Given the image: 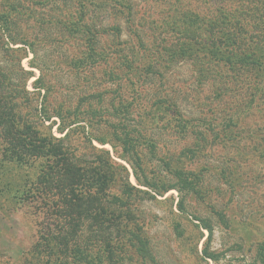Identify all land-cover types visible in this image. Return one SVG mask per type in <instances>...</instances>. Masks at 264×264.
Segmentation results:
<instances>
[{"label":"trees","instance_id":"1","mask_svg":"<svg viewBox=\"0 0 264 264\" xmlns=\"http://www.w3.org/2000/svg\"><path fill=\"white\" fill-rule=\"evenodd\" d=\"M143 1L0 0L1 157L21 171L15 197L43 213L22 264L147 259L139 205L174 190L185 212L187 197L200 194V178L181 156L166 151L159 169L147 168L142 148L150 160L165 148L154 131L190 139L186 158L216 140L251 141L238 126L264 110V0H155L167 14L147 21V30L137 9ZM40 46L60 48L62 83L46 79ZM29 54L28 66L39 71L31 91L33 73L22 66ZM179 63L191 64L198 83L211 88L198 116L166 90V70ZM147 83L159 84L150 108L163 114L147 116L148 132L135 110ZM94 142L109 144L131 171ZM195 220L208 234L202 256L214 259L207 248L213 227ZM217 222L229 226L221 212ZM255 259L264 264V240Z\"/></svg>","mask_w":264,"mask_h":264},{"label":"rangeland","instance_id":"2","mask_svg":"<svg viewBox=\"0 0 264 264\" xmlns=\"http://www.w3.org/2000/svg\"><path fill=\"white\" fill-rule=\"evenodd\" d=\"M192 5L195 7V3ZM165 8L166 5L155 0L137 3L144 20L143 29L147 30V21L155 20L156 16L162 18L163 9L167 14ZM38 49V62L46 79L58 84L65 81V71L56 64L63 59L60 48L40 46ZM31 57L29 54L22 61V66L33 73L27 84L29 91L32 90V81L39 75L37 69L28 66ZM165 75L169 97L175 95L185 113L196 115L202 100L210 96L208 83H198L189 63L173 64L167 68ZM157 87V83H147L139 89L142 92L135 110L141 117L144 116L141 128L146 132L147 127L154 126L147 116L155 112L163 115L161 111L150 108ZM126 94L131 96L130 91ZM55 128L52 131L59 136ZM154 132V137L160 146L165 147V151L160 149L157 152L159 158L150 160L151 155L144 146L142 156L148 162L147 168L159 169V159L166 151V156H173L174 159L181 156V165L198 174L200 194L187 197L185 212L177 210L178 197L174 190L139 205L136 215L143 222L149 256L145 260H127L126 264H260L255 259V253L258 244L264 240V110L254 112L238 126L239 136L251 141L235 143L216 140L206 152L197 154L195 158H186L181 154L193 146L190 139L179 138L172 132ZM93 144L110 151L114 159L131 171L125 162L116 158L117 153L109 144L102 147L96 142ZM1 150L0 141V264H22L37 238L43 213L24 198L15 197L19 194L15 190L19 187L20 182L16 179L21 171L2 160ZM130 181L135 183L131 175ZM218 212L225 215L228 228L218 224ZM195 217L208 219L213 227L207 248L214 259L202 256L208 234L197 226L200 223ZM175 225H179L178 230H175Z\"/></svg>","mask_w":264,"mask_h":264}]
</instances>
